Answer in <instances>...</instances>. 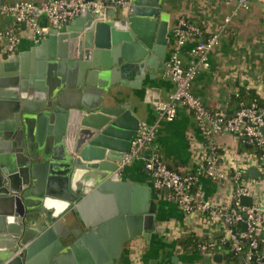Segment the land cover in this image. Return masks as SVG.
I'll use <instances>...</instances> for the list:
<instances>
[{
  "label": "crops",
  "instance_id": "0c3cea01",
  "mask_svg": "<svg viewBox=\"0 0 264 264\" xmlns=\"http://www.w3.org/2000/svg\"><path fill=\"white\" fill-rule=\"evenodd\" d=\"M1 1L11 4L22 1L42 3L47 0ZM232 9L233 5L226 6L217 0H163L161 11L168 13L171 21L189 17L207 34L217 29ZM0 24L2 28L11 27L9 19L1 18ZM16 33L20 38L15 52L18 59L8 63L4 61L5 54L0 53V187L8 191L2 193L0 190V254L5 253V248L12 243L7 239L9 228L20 224L15 216L16 199L26 200L28 206H31L44 196L47 190L48 173L44 175L42 170L35 182L32 179L26 180L18 159L23 157L11 150L12 136L20 129L28 136L30 148L42 153L55 144L56 126L61 125L64 117L62 112L58 116H53L52 112L49 114L51 109L46 108V102L38 101L36 87L39 84L40 60L35 48L39 43H34L22 30H17ZM192 46L193 43L189 42L180 51V57L185 64L191 61L189 51ZM170 50L171 46L168 53ZM54 78L60 83L61 91L65 92L62 101L64 110L70 100L79 95L86 98L89 106H97L99 103L103 106L114 105L108 103L109 95L98 92L96 86L88 87V91L84 92L85 84L80 83L75 68H67L63 78L58 74L54 75ZM109 82L111 79L106 77V83ZM173 89V84L167 77L157 74L153 80L146 79L141 89L125 88L116 82L110 91L122 94L121 103L130 106V111L139 120V124L157 125L154 145L170 169L180 173H193L202 164L204 148L203 138L192 115L183 107H178L174 121L165 122L158 119L156 106L165 102ZM240 89L255 92L264 104V3L257 1H251L247 11H239L236 14L229 30L221 37L219 46L211 53L209 68L200 70L192 82L193 94L207 109L215 112L226 113L232 97ZM14 94L17 96L12 97ZM17 114L22 115L24 121L15 127V131H10L7 127L12 125L11 121ZM217 140L222 151L228 154L227 157L248 153L241 150V144L234 143L231 136H219ZM26 151L30 152L29 149ZM30 163L34 164L33 161ZM120 172L123 180H130L139 190L149 189L148 198L154 204L156 227L161 229L160 233L151 235L149 245L142 238L127 243L122 247L117 261L111 255L113 234L109 231H103L99 235L93 234L74 251H65L62 264H133L136 261L140 264H150L153 261L157 264H171L174 257L178 258L177 264H192L194 257L183 250L179 241L193 234L204 238L208 228L195 219L186 220L179 207L166 194H158L153 190L141 162H134ZM200 185L208 197H217L213 184L208 180L201 177ZM89 193L91 190L85 188L84 194ZM135 194L131 192L128 195H131V203L136 201V205H141V197ZM55 201L58 205L46 207L47 215L56 218L60 213L65 214L58 223L65 227L67 234H71V240L64 244L68 248L77 241L78 236L87 232L83 218L91 225H98L107 218L106 216H110L116 199L109 194H100L94 203L84 210L83 216L77 211L71 213L65 203ZM74 231L78 236L72 234Z\"/></svg>",
  "mask_w": 264,
  "mask_h": 264
},
{
  "label": "water",
  "instance_id": "95a60500",
  "mask_svg": "<svg viewBox=\"0 0 264 264\" xmlns=\"http://www.w3.org/2000/svg\"><path fill=\"white\" fill-rule=\"evenodd\" d=\"M162 4L163 0H132L127 15L111 12L109 18L112 19L107 21L84 12L50 28L35 48L40 60L36 87L38 101L46 102V108L51 109L49 114L52 112L53 116H58L62 112L64 117L61 125L56 126L55 144L42 153L30 148L28 136L20 129L11 135V150L23 157L18 159L26 180L35 182L42 170L44 175L48 173L47 190L31 206L26 200L16 199L15 216L20 224L7 231V239L12 243L5 248V253L0 254V264H62L65 251H74L93 234L99 235L103 231L113 234L111 255L117 261L127 243L142 238L149 245L151 235L160 233L161 229L156 227L154 204L148 198L149 189L139 190L130 180H123L118 169L138 135L139 120L130 111V106L121 103L122 94L111 92L110 88L118 82L125 88L141 89L146 79L164 75L172 36L170 15L161 11ZM0 5H5L4 1ZM40 25L45 28L46 21L41 20ZM17 57L15 53L5 55L4 61L14 62ZM67 68H75L80 83L85 84L84 92L88 87L96 86L98 92L109 95L108 103L114 105L99 103L89 106L86 98L79 95L72 98L64 110L65 92L61 91L54 75L63 78ZM106 77L111 82L106 83ZM22 120L24 117L17 114L7 128L15 131ZM261 132L264 135V129ZM247 175L250 179H258L256 168H249ZM85 188L91 193L84 194ZM0 190L8 192L2 186ZM131 192L141 197V205H136V201L131 203V195L128 196ZM100 194L115 196L110 216L98 225H91L83 218L87 232L78 236L74 231L72 234L78 236L77 241L65 247L71 234H67L65 227L58 223L65 214L50 218L46 207L58 205L57 200L65 203L71 213L77 211L83 216L84 210ZM240 203L248 207L251 199L243 197ZM214 261L219 263L221 256L216 254ZM177 263L178 258H172L171 264Z\"/></svg>",
  "mask_w": 264,
  "mask_h": 264
},
{
  "label": "built area",
  "instance_id": "2783aa9c",
  "mask_svg": "<svg viewBox=\"0 0 264 264\" xmlns=\"http://www.w3.org/2000/svg\"><path fill=\"white\" fill-rule=\"evenodd\" d=\"M251 1L264 3V0H217L226 6L233 5V9L210 33L206 34L189 17L176 19L170 30L173 41L164 63V76L174 89L165 102L157 104L156 110L159 121L165 122L175 120L178 107L192 115L203 138L204 155L198 170L180 173L170 169L160 154L149 150L157 137V125L145 123L139 124L136 139L118 164L121 171L134 162H141L153 190L166 194L186 220L195 219L208 228L204 238L190 235L188 248L193 251L190 254L194 264H264V135L261 132L264 104H240L228 117L225 112L207 109L192 92L195 77L200 70L209 68V57L219 46L221 37L229 30L236 14L249 9ZM131 7L132 0H47L0 5V19H9L11 26L2 28L0 24V53L9 56L17 51L20 44L17 30L27 33L38 44L50 28L84 12L107 21L111 12L124 16ZM43 19L45 28L40 25ZM189 42L193 43L189 51L191 61L185 64L180 51ZM219 136H231L234 143L256 147L261 154L238 153L227 157L218 143ZM249 168H256L258 179L248 178ZM201 177L213 184L217 197H208L200 185ZM243 197L251 199L248 207L241 205ZM216 254L221 256L219 263L214 261ZM227 257L231 260L227 261Z\"/></svg>",
  "mask_w": 264,
  "mask_h": 264
},
{
  "label": "trees",
  "instance_id": "16d2710c",
  "mask_svg": "<svg viewBox=\"0 0 264 264\" xmlns=\"http://www.w3.org/2000/svg\"><path fill=\"white\" fill-rule=\"evenodd\" d=\"M253 102H258L259 104L262 105L260 99L257 97L255 92L248 91L246 89H240L238 91V93L232 97L231 103L229 105L228 111L226 112V115L228 117L233 115L237 111V108L240 106V104H243L245 106H249ZM240 148H241V150H244L248 153L256 154L257 156L261 154L260 150L257 149L256 147L247 146L243 143L241 144ZM149 150H151L152 152H156V153L160 154L159 150L156 148V146L154 144L149 147ZM191 240H192V237L189 236V237L183 238L181 241H179V244L183 248V250H186L189 253H193V251H190V249L188 248V246H190ZM198 241L203 242L204 239H198ZM230 260H231L230 257H227V261H230Z\"/></svg>",
  "mask_w": 264,
  "mask_h": 264
},
{
  "label": "rangeland",
  "instance_id": "374dc122",
  "mask_svg": "<svg viewBox=\"0 0 264 264\" xmlns=\"http://www.w3.org/2000/svg\"><path fill=\"white\" fill-rule=\"evenodd\" d=\"M15 3H16V2H15ZM11 4H12V3H11ZM175 20H176V19H175ZM175 20H173V21L170 20V30L173 28V25H174ZM192 264H194V263H192Z\"/></svg>",
  "mask_w": 264,
  "mask_h": 264
}]
</instances>
